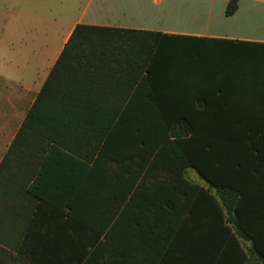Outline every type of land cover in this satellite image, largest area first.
<instances>
[{
	"label": "crops",
	"instance_id": "1",
	"mask_svg": "<svg viewBox=\"0 0 264 264\" xmlns=\"http://www.w3.org/2000/svg\"><path fill=\"white\" fill-rule=\"evenodd\" d=\"M230 1L0 0V10L8 8L10 15L0 21L7 26L6 37L0 35V264H264L251 241H209L207 221L217 216V205L207 195L195 198L199 206L182 215L152 205L120 210L118 237L107 236L110 226L101 230L91 222L110 213H70L68 204L78 197L64 194L62 148L50 145L45 130L21 135L76 25L200 38L202 57L213 65L208 72L232 75L225 86L250 90L254 105L263 106L248 117L251 159L245 181L249 214L264 217V208L259 213L255 204L264 205V0H238L237 10L227 14ZM243 72L252 75L248 83L233 79ZM87 81L121 85L127 73L104 65L90 69ZM203 116L200 120H212ZM232 180L239 183L240 176ZM161 216L180 219L161 226Z\"/></svg>",
	"mask_w": 264,
	"mask_h": 264
},
{
	"label": "trees",
	"instance_id": "2",
	"mask_svg": "<svg viewBox=\"0 0 264 264\" xmlns=\"http://www.w3.org/2000/svg\"><path fill=\"white\" fill-rule=\"evenodd\" d=\"M237 8L238 0H231L227 14ZM197 41L159 31L76 25L21 135L45 130L50 145L62 148L64 194L78 197L68 204L70 213H110L91 222L101 230L110 226L107 236L118 237L120 210L152 205L182 215L194 212L200 204L195 198L207 195L217 205V216L207 221L209 241H251L264 262V217L249 214L245 181L251 159L248 117L263 106L254 105L250 90L226 87L232 75L208 72L213 65ZM184 60L189 69L176 63ZM104 65L126 71V83L88 84L90 69ZM250 76L243 72L233 79L244 84ZM203 115L212 120H200ZM189 166L216 194L188 180ZM238 176L239 183L232 180ZM255 204L262 213L264 205ZM173 218L158 220L165 226Z\"/></svg>",
	"mask_w": 264,
	"mask_h": 264
},
{
	"label": "rangeland",
	"instance_id": "3",
	"mask_svg": "<svg viewBox=\"0 0 264 264\" xmlns=\"http://www.w3.org/2000/svg\"><path fill=\"white\" fill-rule=\"evenodd\" d=\"M10 17V15L8 14V8H4L2 10H0V21L2 20H8V18ZM0 35L6 37L7 35V26L5 25L4 27L0 26ZM189 60H184L182 64H180L179 62H176L179 64V66H183L186 69H189L191 65V63L187 62ZM190 168V170H189ZM186 177L191 181V182H196L201 184V182H203L204 178L201 176V174L198 172V170L193 167V166H189L187 168V172H186ZM205 188H209L210 185L209 183L207 184V186H204ZM211 192H213V194H216L215 192V188L210 187ZM248 241H243L242 243L246 244Z\"/></svg>",
	"mask_w": 264,
	"mask_h": 264
}]
</instances>
